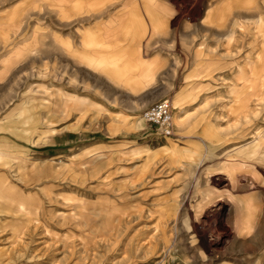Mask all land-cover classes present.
<instances>
[{"label":"rangeland","instance_id":"1","mask_svg":"<svg viewBox=\"0 0 264 264\" xmlns=\"http://www.w3.org/2000/svg\"><path fill=\"white\" fill-rule=\"evenodd\" d=\"M169 1L172 37L165 50L179 70L198 72L186 84L188 97L175 98L185 91L182 84L169 97L173 124L194 127L204 118L211 128L202 129V137L211 144L220 138L215 155L200 143L197 159L187 160L177 147L159 148L163 138L146 127L105 138L115 146L102 154L82 153L80 145L38 148L46 97L53 96L55 122L62 106L75 120L78 105L87 110L92 101L70 95L61 105L66 98L49 87L43 67H27L23 53L19 59L0 55V264H264V161L245 170L244 152L238 153L264 131V84H240L248 82L247 73L238 72L241 62L246 68L254 56L264 60V54L243 53L245 46L264 45V36L251 37L255 29L250 35L249 28L236 35L234 7V22L216 33L200 25L207 0ZM90 8L81 3L82 10ZM230 8L210 10L203 22L223 28ZM140 15H127L128 21ZM257 18L264 34L263 17ZM168 27L158 36L168 37ZM152 34L142 40L145 54L152 51ZM200 93L205 100L196 99ZM182 110L189 111L179 116ZM258 142L257 158L264 160V136Z\"/></svg>","mask_w":264,"mask_h":264},{"label":"crops","instance_id":"2","mask_svg":"<svg viewBox=\"0 0 264 264\" xmlns=\"http://www.w3.org/2000/svg\"><path fill=\"white\" fill-rule=\"evenodd\" d=\"M82 2H88L92 8L82 10ZM153 5L144 0H0L1 57L15 53V58L19 59L23 53L27 67H43L44 78L48 79L49 87H59L57 91L66 98V101L61 99V105L68 104L67 98L70 95L92 101V107L87 110L84 104L78 105L76 111L79 116L75 120H70V109L62 106L59 110L62 119L55 122V114L58 112L53 109V96L46 97L42 109L46 114V126L35 131L38 138L36 142H46L41 145L36 143L38 148L57 152L58 148L65 150L80 145L83 146L82 153L90 151L102 154L104 149L111 150L115 146L109 139L105 140L107 137L123 132L136 133L145 127L154 135L153 127L139 112L155 100L172 98V92L177 90L176 86L186 85L198 72L194 66L182 72L171 62L170 54L165 50L172 37L166 10V6L169 9L171 4L169 0H153ZM200 6L204 9L200 25L206 29L210 27V31L220 33L225 30L227 23H233L234 7L236 35L249 28L245 32L250 35L252 29H255L251 37L264 36L263 31L260 33L256 28L257 17H263L259 19V25L264 24V0H207L204 6ZM225 6L231 7V12L223 23V28L203 22L210 10H219ZM133 13L141 14L137 22L128 21L131 17L128 18L127 15L133 16ZM167 27L169 36L160 37L166 34L161 30H166ZM150 31L154 34L149 46L152 51L145 54L141 52V43L146 35H150ZM244 48L245 55L264 54V45ZM252 59L246 68L243 62L240 65L238 63V72L245 71L248 81L239 83L247 85L256 81L262 85L264 80L260 78L264 77V60L255 56ZM184 89L185 91L175 96L176 100L183 101L186 92L187 97L190 95L189 86L186 85ZM51 92L50 90L49 93ZM203 95L200 93L195 97H203L205 100L208 95ZM170 101L172 104V100ZM191 104L193 103L188 102L181 105L188 108ZM40 106L41 104L39 108ZM188 111L182 110L177 114L181 116ZM199 114L202 115L201 112ZM178 118L184 119L177 117V120ZM243 118L247 116L244 115ZM198 122L194 127L173 124V135L162 137L159 148L174 146L183 156H187L185 159H197L199 144L202 143L208 152L212 151L215 155L220 138H213L215 143L211 144L200 133L202 129L211 127L204 125V118ZM91 136L94 137L88 142ZM253 143L246 142L244 147ZM227 177L233 182L234 176L231 173ZM210 195L211 192L204 195V198L208 200ZM241 197L246 202V196ZM201 204L199 202L198 207Z\"/></svg>","mask_w":264,"mask_h":264},{"label":"built area","instance_id":"3","mask_svg":"<svg viewBox=\"0 0 264 264\" xmlns=\"http://www.w3.org/2000/svg\"><path fill=\"white\" fill-rule=\"evenodd\" d=\"M143 119L153 127L156 136H172L174 133L173 109L169 99H158L142 112Z\"/></svg>","mask_w":264,"mask_h":264},{"label":"bare ground","instance_id":"4","mask_svg":"<svg viewBox=\"0 0 264 264\" xmlns=\"http://www.w3.org/2000/svg\"><path fill=\"white\" fill-rule=\"evenodd\" d=\"M259 26H261V25H259ZM261 28H263V27L261 26ZM183 121H184V119H179V118L177 120V122H179V123H182ZM262 136H264V132H262V133L260 132V135L258 136V138L255 139V141H253L254 142L253 144H249L246 147H244V149H242L241 151H238V153L244 152L245 162L240 163V166H242V165L245 166V170L249 166L254 167L255 165H258V163H262V161H264L262 158H259V157L257 158V152H259V150H260L258 141L260 140V138H262ZM250 159H252V161H253L252 163L248 162ZM230 173H233V171H231ZM253 173H254V171H253ZM227 174H229V173H227Z\"/></svg>","mask_w":264,"mask_h":264}]
</instances>
